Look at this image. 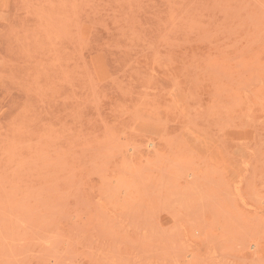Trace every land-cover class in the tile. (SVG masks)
<instances>
[{
  "label": "rangeland",
  "instance_id": "rangeland-1",
  "mask_svg": "<svg viewBox=\"0 0 264 264\" xmlns=\"http://www.w3.org/2000/svg\"><path fill=\"white\" fill-rule=\"evenodd\" d=\"M0 264H264V0H0Z\"/></svg>",
  "mask_w": 264,
  "mask_h": 264
},
{
  "label": "bare ground",
  "instance_id": "bare-ground-1",
  "mask_svg": "<svg viewBox=\"0 0 264 264\" xmlns=\"http://www.w3.org/2000/svg\"><path fill=\"white\" fill-rule=\"evenodd\" d=\"M169 144V143H168ZM148 145H150V143L148 144ZM152 146V145H151ZM196 177V176H195Z\"/></svg>",
  "mask_w": 264,
  "mask_h": 264
}]
</instances>
